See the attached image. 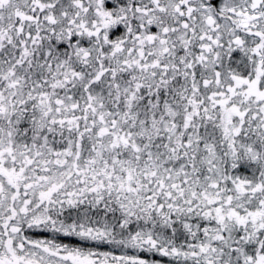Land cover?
I'll list each match as a JSON object with an SVG mask.
<instances>
[{
	"label": "snow or ice",
	"instance_id": "obj_1",
	"mask_svg": "<svg viewBox=\"0 0 264 264\" xmlns=\"http://www.w3.org/2000/svg\"><path fill=\"white\" fill-rule=\"evenodd\" d=\"M0 264H264V0H0Z\"/></svg>",
	"mask_w": 264,
	"mask_h": 264
}]
</instances>
